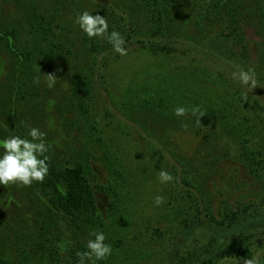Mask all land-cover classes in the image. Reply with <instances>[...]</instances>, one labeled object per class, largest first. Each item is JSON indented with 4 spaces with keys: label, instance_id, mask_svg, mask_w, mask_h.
I'll use <instances>...</instances> for the list:
<instances>
[{
    "label": "rangeland",
    "instance_id": "obj_1",
    "mask_svg": "<svg viewBox=\"0 0 264 264\" xmlns=\"http://www.w3.org/2000/svg\"><path fill=\"white\" fill-rule=\"evenodd\" d=\"M163 1L171 24L164 39L172 41L173 53L156 54L133 44L121 56L106 39L81 32L76 14L88 10L107 16L109 30H120L127 25L123 18H130L143 41L150 37L151 21L142 0H0V29H17L7 46L0 43V139L26 136L28 127H37L58 162H83L94 185L106 189L95 187L101 223L91 229L104 232L112 253L96 264H166L165 251L187 206L175 196V181L162 184L157 177L161 170L174 176L176 159L186 165L217 219L224 205L236 210L238 198L250 203L264 193V176L247 167L234 132L239 121L251 126L250 144L264 162V0H244L239 20L249 42L243 69L254 68L258 83L246 97L245 87L232 79L237 65L216 50L214 22L205 28L198 22L204 0ZM41 14L49 20L57 15L47 27L69 49L67 59L42 55L51 43L43 38ZM205 30L210 43L200 44ZM22 52H31L30 62L19 56ZM48 74L56 77L51 88ZM238 86L242 101L236 98ZM177 106H199L206 114L197 123L190 112L174 116ZM162 148L166 151L160 153ZM34 185H0V242L16 264L24 255L28 264H38L37 229L58 218ZM158 195L164 197L160 206L154 205ZM263 223L243 231L249 238L237 254L210 264H245L253 257L264 264ZM158 227L164 238L152 243Z\"/></svg>",
    "mask_w": 264,
    "mask_h": 264
},
{
    "label": "trees",
    "instance_id": "obj_2",
    "mask_svg": "<svg viewBox=\"0 0 264 264\" xmlns=\"http://www.w3.org/2000/svg\"><path fill=\"white\" fill-rule=\"evenodd\" d=\"M142 3L147 12L146 15L151 21L150 34H148L150 37L143 41L137 39L136 36L139 35L132 20L123 18L127 25L123 28L120 26V30L119 27L115 29L122 35H126V49L130 45L141 44V46L148 47L153 53L165 52L171 55L174 51V46L171 45L172 41L164 39L171 25L168 22L169 5L165 4L167 2L163 0H142ZM244 11V0H204L200 7L198 20L203 28H205V24L211 25L214 22L212 30L217 43L216 50L236 64L238 68H245L246 62L250 58L248 54L249 42L239 25L240 15ZM39 18L44 22L43 38L51 43L48 51H44L42 55L52 60L67 59L70 56V53L67 52L69 49L63 43H59L54 30L47 27L54 22L57 15L52 14L50 20L43 14ZM16 32L17 29L12 26L0 29L1 45L7 46L10 43V37L14 36ZM203 33L200 44L204 42L209 44L207 39L209 33L207 30ZM110 49H112L111 45ZM30 54L31 52H22L19 56L30 62ZM24 86L22 82L21 85L18 84L19 94L23 93ZM240 88L238 86L235 91L238 101L243 100ZM228 91L229 88L226 92ZM148 106L154 107V103L149 101ZM260 106L264 111V105ZM216 111L217 114L221 113V109ZM204 121L206 120L204 119ZM237 125L239 126L234 129V132L240 135L241 153L244 156L243 159L247 160V167H250L253 173L259 177L264 176L262 153L258 149L255 150L250 144L252 141L249 135L251 126L243 127L242 121H239ZM159 151L163 153L166 150L162 148ZM46 155L50 162L49 175L43 183L35 182L34 186L40 194L46 197L45 200L50 211L58 218L56 221H51L49 225H42L37 229L39 232L34 251L39 255L38 264H78L77 253L85 250L86 243L91 238V228L96 230L98 222L101 223L95 187L103 192L106 189L103 186L94 185L91 179L92 172L83 162L75 161L64 164L58 162L52 154L46 153ZM172 168L178 187L176 190L174 189L177 194L175 196H179L187 207L183 209L181 228L171 236L169 250L167 248L165 251L166 264H210L216 263L218 257L237 254L244 247L242 243L249 238L248 235H243V231L249 226H256L258 222H261V225L264 222V193L255 196L257 200L250 203H247L244 197L238 198L236 210L232 208L231 204L224 205L219 212L220 219H217L212 216L210 206H205V197L195 181L191 180L192 177L189 176L186 165L176 159ZM112 204L113 202L110 205ZM203 228L206 231L199 238L196 235ZM262 228L264 229V227ZM163 238L164 233L158 227L154 230L150 242L155 243ZM23 252H20V255ZM245 253L247 256L250 255V252ZM28 260H30L28 256L24 255V260L20 264H28ZM16 263V259L7 256L6 248L0 242V264Z\"/></svg>",
    "mask_w": 264,
    "mask_h": 264
},
{
    "label": "clouds",
    "instance_id": "obj_3",
    "mask_svg": "<svg viewBox=\"0 0 264 264\" xmlns=\"http://www.w3.org/2000/svg\"><path fill=\"white\" fill-rule=\"evenodd\" d=\"M75 24L90 39L102 37L111 45L112 51L121 56L127 54L125 38L119 31L114 29L109 31L107 16L84 10L76 14ZM232 79L238 80L245 87L243 93L245 97L258 85L255 69L251 67L247 70L237 68L232 73ZM55 81L56 77L53 74L47 75L49 88L54 86ZM189 112L197 123L206 114L199 106L191 109L177 106L173 110L176 117H184ZM48 151L46 133L37 127H28L26 136L12 134L0 139V185L31 187L34 182L43 183L49 175L50 162L46 155ZM157 178L162 184L175 181L174 176L166 170L159 171ZM163 202V196L158 195L154 198L156 206H160ZM90 237L93 238L88 239L85 250L77 253L78 264H96L98 261L105 260L112 253L111 245L105 242L107 237L103 231L91 232ZM245 264H259V261L253 257L245 261Z\"/></svg>",
    "mask_w": 264,
    "mask_h": 264
}]
</instances>
